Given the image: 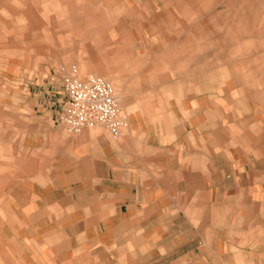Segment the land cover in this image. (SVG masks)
I'll list each match as a JSON object with an SVG mask.
<instances>
[{
	"label": "crops",
	"instance_id": "1",
	"mask_svg": "<svg viewBox=\"0 0 264 264\" xmlns=\"http://www.w3.org/2000/svg\"><path fill=\"white\" fill-rule=\"evenodd\" d=\"M62 87L32 91L37 167L7 194L0 264H264L263 135L210 115L207 94L124 113L117 139L70 132Z\"/></svg>",
	"mask_w": 264,
	"mask_h": 264
},
{
	"label": "rangeland",
	"instance_id": "2",
	"mask_svg": "<svg viewBox=\"0 0 264 264\" xmlns=\"http://www.w3.org/2000/svg\"><path fill=\"white\" fill-rule=\"evenodd\" d=\"M90 73L121 113L185 98L197 109L207 94L210 115L264 136V0H0V221L37 167L24 144L32 91Z\"/></svg>",
	"mask_w": 264,
	"mask_h": 264
},
{
	"label": "built area",
	"instance_id": "3",
	"mask_svg": "<svg viewBox=\"0 0 264 264\" xmlns=\"http://www.w3.org/2000/svg\"><path fill=\"white\" fill-rule=\"evenodd\" d=\"M57 121L70 132L96 125L104 126L117 139L127 125L121 113L119 96L104 76L90 73L84 77L68 75L63 80V99Z\"/></svg>",
	"mask_w": 264,
	"mask_h": 264
}]
</instances>
